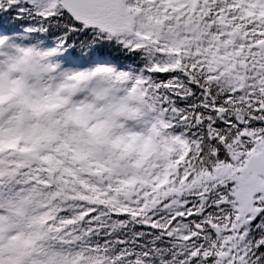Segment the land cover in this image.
<instances>
[{"label":"snow or ice","instance_id":"1","mask_svg":"<svg viewBox=\"0 0 264 264\" xmlns=\"http://www.w3.org/2000/svg\"><path fill=\"white\" fill-rule=\"evenodd\" d=\"M0 264H264V0H0Z\"/></svg>","mask_w":264,"mask_h":264}]
</instances>
